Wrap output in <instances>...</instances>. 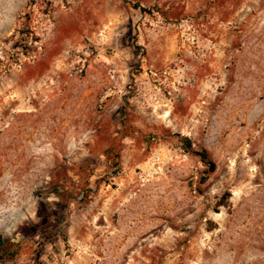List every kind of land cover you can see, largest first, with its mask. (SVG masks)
I'll use <instances>...</instances> for the list:
<instances>
[{"label":"rangeland","instance_id":"obj_1","mask_svg":"<svg viewBox=\"0 0 264 264\" xmlns=\"http://www.w3.org/2000/svg\"><path fill=\"white\" fill-rule=\"evenodd\" d=\"M0 264H264V0H0Z\"/></svg>","mask_w":264,"mask_h":264},{"label":"trees","instance_id":"obj_2","mask_svg":"<svg viewBox=\"0 0 264 264\" xmlns=\"http://www.w3.org/2000/svg\"><path fill=\"white\" fill-rule=\"evenodd\" d=\"M179 140H180L181 146H182V148L184 150L191 151V152L199 155L201 160L207 165L208 170L209 171H213L214 170L215 164L211 160L207 159V155H206V152L204 150H196V151L192 150V148H191V146H192L191 140L187 136H180Z\"/></svg>","mask_w":264,"mask_h":264}]
</instances>
